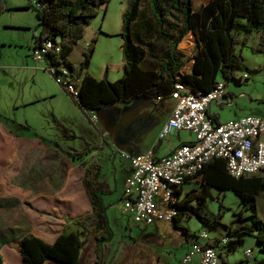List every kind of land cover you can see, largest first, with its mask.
<instances>
[{"label": "trees", "instance_id": "trees-1", "mask_svg": "<svg viewBox=\"0 0 264 264\" xmlns=\"http://www.w3.org/2000/svg\"><path fill=\"white\" fill-rule=\"evenodd\" d=\"M107 2L36 0L34 9L39 35L34 37L32 50L40 48L46 41L58 46L57 53L47 51L43 60L47 65H61L66 69L70 82L78 81L77 96L74 100L69 99L83 113L87 110L88 117L115 102L165 97L176 82L188 93L202 95L209 92L216 81L231 80L234 85H241L243 82H238L235 74L246 68L241 55L236 53V47L245 44L252 33L257 34L258 41L249 50L264 57V0H202L196 9L193 8L194 0H148V18H144L140 11L141 0H130L128 9L121 15L123 73L112 82L106 79L105 72L100 80H95L83 74L89 66L92 48L88 46L82 52V59L76 65L70 63L68 57L73 45L81 39L83 26L88 25L98 8ZM3 11V0H0V13ZM187 34L194 37L197 52L191 57L190 72L182 74L180 70L184 56L176 47ZM239 34L243 36L241 39L238 38ZM158 44L162 45L160 52ZM253 71H264V61ZM65 95L68 96L67 93ZM213 121L216 122V117H213ZM90 167L85 168L83 186L91 211L72 219L70 223L73 230L68 228L52 243H46L31 234L22 236L17 250L23 264H43L46 261L79 264L82 241L87 235L93 238L99 250L109 239L110 234L103 236L106 220L102 196L105 194L97 181V174L93 178L90 176ZM197 177L198 190L182 193V188H179L175 192L178 202L174 205L176 214L171 221L173 226L180 228L186 238L187 230L178 225V219L182 216L193 217L205 230L222 226L226 235L222 238H226V243L221 246L227 251L240 246L242 235L249 234L254 237L259 251L264 252V220L255 212V199L261 197L264 200V177L234 178L227 173L220 159L205 164ZM210 189L218 193L229 191L236 195L251 212L248 216L250 224L242 223L238 213L233 227L223 224L219 212L208 210L206 200ZM210 246L215 247L214 242ZM220 260L222 264H231ZM0 264H3L1 254ZM253 264H264V258L256 259Z\"/></svg>", "mask_w": 264, "mask_h": 264}, {"label": "rangeland", "instance_id": "rangeland-1", "mask_svg": "<svg viewBox=\"0 0 264 264\" xmlns=\"http://www.w3.org/2000/svg\"><path fill=\"white\" fill-rule=\"evenodd\" d=\"M130 0H108L105 5L98 8L97 14L90 19L89 24L83 26L82 36L72 48L68 60L76 65L82 59V52L89 46L92 55L89 60L87 72L95 78H100L106 73V79L110 82L120 78L123 73L120 46L122 39L121 15L128 9ZM202 0H194L193 8L198 7ZM6 10L0 13V135L4 127L12 132H18L26 141L33 138L39 139L46 147H56L66 153L82 155L90 149L98 148L100 154L91 163L90 176L97 174V181L105 196L102 202L105 211L106 224L103 236L109 239L103 244L104 260L112 258L130 264L131 258L124 246H134L139 251L138 264H193L181 263L183 245L188 241H198V232L201 230L207 234L212 231L222 232V226L214 230H205L195 218L182 216L178 219V225L187 230V237L180 228L174 227L171 222L156 221L149 225L135 223L131 216L122 212L121 194L126 159L120 155L123 153L112 148L113 153L102 144L106 141L104 134L108 125H113L115 116L119 114L120 102H115L107 107L94 112L97 117L96 126L88 120L87 110L84 113L79 110L69 97L54 80L44 71L47 64L44 60L35 62L31 57L34 37L39 35L37 18L35 14L36 0H3ZM29 5L30 7L26 8ZM148 0H141L140 11L144 18L150 17ZM243 36L239 34L238 38ZM258 36L252 33L245 44L236 47V53L243 59L244 71H237L235 77L241 73L251 76L246 82L234 87L233 81L221 80L232 91L234 98L231 104H211V113L218 117L219 123H225L239 118L254 116L264 118V78L253 69L260 64L261 54H254L249 47L257 44ZM182 43V47L180 46ZM157 48L162 51V45ZM176 49L182 51L184 64L196 54L194 37L187 34L178 43ZM185 67V66H184ZM240 94V96H239ZM113 129V127H112ZM184 136L192 138L188 132L181 131ZM121 137V136H120ZM124 141L129 139L124 134ZM264 138V137H263ZM30 144V143H28ZM22 153L18 160L21 159ZM24 159V158H23ZM80 167L82 163H79ZM258 176L264 177V174ZM198 180V178H197ZM196 183L199 182L195 181ZM195 182L188 183L190 188L199 189ZM184 187V186H183ZM189 188V189H190ZM211 194L206 200L208 210L219 212L221 222L233 227L238 213L242 223L250 224L249 208L241 204L239 198L229 191L218 193L210 189ZM82 199L86 200L84 193ZM263 199H255V212L263 219L260 202ZM69 230H73L72 226ZM244 244L231 254L229 259L234 260L241 255V250L254 246L255 252L259 251L254 237L249 234L242 235ZM80 255V264H86L94 257L95 242L90 235L83 241ZM152 255L154 259L148 256ZM3 262H8V256H3ZM159 260L156 263L155 260ZM55 264L49 261L43 264Z\"/></svg>", "mask_w": 264, "mask_h": 264}, {"label": "crops", "instance_id": "crops-1", "mask_svg": "<svg viewBox=\"0 0 264 264\" xmlns=\"http://www.w3.org/2000/svg\"><path fill=\"white\" fill-rule=\"evenodd\" d=\"M3 6L4 11L12 10ZM180 46L182 47V43ZM261 57L260 64L264 61V57ZM188 61L189 64L187 66L183 64L180 73L190 72L192 59ZM244 67L247 69L245 65ZM87 69L83 74L90 75ZM258 75L264 78V74L258 73ZM102 77L103 75L100 78H93L100 80ZM224 85L226 102L215 104L217 107L231 104L234 98L232 91L228 90L226 84ZM234 87L238 89V85ZM173 104L174 101L169 94L165 97L132 98L120 102L118 106L120 111L118 116H115L113 125H108L104 134L101 132V136L106 138L102 144L110 153H113L111 149L114 148L116 152L119 149L130 155L141 154L151 148L154 158H162L168 156L181 144L193 142V137L188 138L181 131L170 132L156 141L157 133L168 118ZM210 107L211 105L207 109V114L216 117V122L219 123L218 117L211 113ZM17 133L4 127L2 136L0 135V254L2 259L4 255L8 256V262L4 261L3 264H23L17 250V244L22 236L31 234L46 243H52L60 233L72 226L70 223L72 219L91 211L83 179L85 168L100 154L98 148H94L81 156H70L54 146L46 147L47 145L39 139L26 141ZM124 134L129 139L128 143L124 141ZM21 153L23 156L18 160ZM125 161L122 173L123 185L130 174L129 163ZM197 178L187 181L181 192L194 189L190 188L188 183L198 181ZM82 193L86 200L82 199ZM260 208L264 220V200L260 202ZM207 236L208 239L202 243L214 242L220 259L227 263L253 264L256 259L264 258V252L256 253L254 246L251 245L252 249L245 248L250 250L249 254L245 255L243 249L238 258L230 260V255L244 244L243 238L240 246L227 251L218 243L220 238L226 236L225 234L212 231ZM185 241L182 254L191 242L188 239ZM148 257L154 259L152 255ZM197 261L198 256H195L191 262L197 264ZM155 262L159 263V260Z\"/></svg>", "mask_w": 264, "mask_h": 264}, {"label": "built area", "instance_id": "built-area-1", "mask_svg": "<svg viewBox=\"0 0 264 264\" xmlns=\"http://www.w3.org/2000/svg\"><path fill=\"white\" fill-rule=\"evenodd\" d=\"M58 50L57 45L46 41L40 48L32 50L30 57L38 63L47 51L57 53ZM44 71L71 100L76 98L78 81L70 82L64 67L47 65ZM250 78L248 74L241 73L236 80L244 82ZM169 97L174 104L157 133L156 141L170 132L185 131L192 135L193 142L181 144L162 158H154L151 148L141 154H121L130 167L122 190V212L143 225L156 221L171 222L176 214L174 205L178 202L175 192L196 178L211 160H222L227 173L234 178L264 174V118L247 116L217 123L207 114L211 104L226 102L222 81H216L213 88L203 95L190 94L176 82ZM88 120L96 126L95 115L91 114ZM197 237L198 241L189 243L180 262H191L198 256L197 264H222L216 248L210 243H202L208 239L207 233L202 230ZM218 243L224 245L226 238H220ZM249 252L245 249L244 254Z\"/></svg>", "mask_w": 264, "mask_h": 264}, {"label": "flooded vegetation", "instance_id": "flooded-vegetation-1", "mask_svg": "<svg viewBox=\"0 0 264 264\" xmlns=\"http://www.w3.org/2000/svg\"><path fill=\"white\" fill-rule=\"evenodd\" d=\"M104 247H105V245L101 246V248L99 250L98 249V245H95L94 257L92 258L91 261H88V263H86V264H127V263H125L124 260H122V261L115 260L114 262H112V258L104 260L103 259L104 258V253H105L104 252ZM82 248H83V245H82ZM124 249L128 252V256L127 257L131 258V263L130 264H138L139 261H138V259H136V257L139 256V251L138 252L135 251L134 250V246H124ZM51 263L60 264L58 262H51Z\"/></svg>", "mask_w": 264, "mask_h": 264}, {"label": "water", "instance_id": "water-1", "mask_svg": "<svg viewBox=\"0 0 264 264\" xmlns=\"http://www.w3.org/2000/svg\"><path fill=\"white\" fill-rule=\"evenodd\" d=\"M105 211H106V208H103V215H104V217H105Z\"/></svg>", "mask_w": 264, "mask_h": 264}]
</instances>
